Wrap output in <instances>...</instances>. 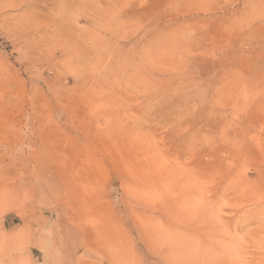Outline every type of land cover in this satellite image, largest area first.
Segmentation results:
<instances>
[{
  "label": "rangeland",
  "instance_id": "1",
  "mask_svg": "<svg viewBox=\"0 0 264 264\" xmlns=\"http://www.w3.org/2000/svg\"><path fill=\"white\" fill-rule=\"evenodd\" d=\"M0 264H264V0H0Z\"/></svg>",
  "mask_w": 264,
  "mask_h": 264
}]
</instances>
